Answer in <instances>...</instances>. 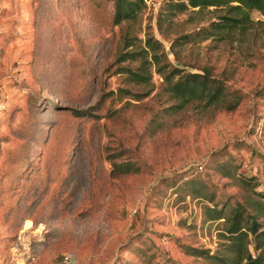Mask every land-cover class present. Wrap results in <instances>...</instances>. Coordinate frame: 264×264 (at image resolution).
<instances>
[{
	"label": "rangeland",
	"instance_id": "rangeland-1",
	"mask_svg": "<svg viewBox=\"0 0 264 264\" xmlns=\"http://www.w3.org/2000/svg\"><path fill=\"white\" fill-rule=\"evenodd\" d=\"M114 1L0 0V264H219L207 207L264 204V15L203 38L223 11L144 0L113 24ZM147 37L159 64L123 60ZM157 66L207 70L239 104L183 105Z\"/></svg>",
	"mask_w": 264,
	"mask_h": 264
},
{
	"label": "trees",
	"instance_id": "trees-1",
	"mask_svg": "<svg viewBox=\"0 0 264 264\" xmlns=\"http://www.w3.org/2000/svg\"><path fill=\"white\" fill-rule=\"evenodd\" d=\"M166 5L167 9L172 10L170 14H173V10L183 12L189 10V8L191 13H200L209 7L223 11L224 14L219 16V21H212L209 24L211 30H207V28L199 29V31L204 32L203 38H208L223 29L228 31L246 29L251 22L249 14L252 10L264 15V0H175L168 2ZM144 6V0H115L113 24L135 19ZM195 8L197 9L194 10ZM168 15L165 13L164 17ZM127 46H129V43H127ZM147 55L155 65L159 64L160 58L165 56L161 43L153 37L146 38L144 48L139 51L125 53L122 56L125 57L123 58L125 60ZM156 70L167 84L170 95L179 99L183 105L197 100L204 101L207 105L223 103L226 105L227 110H233L239 104L240 97L227 100L232 92L225 87L221 80L212 77L207 70L204 73H182L181 69L174 67L167 73L164 68L159 66ZM128 72L131 81L137 83H142L148 78L145 77L143 70H129ZM124 166H126L124 167L125 171L131 169L129 164ZM241 179L245 184H248V181L244 178ZM261 197L264 198V193L261 194ZM250 206L253 213L248 212L243 204L236 203L227 215L224 214L223 209L218 208L216 205L207 207L209 219H223L225 222L221 236L227 242L225 246L231 256L227 258L209 255L207 250L202 251L201 254H205L219 264H264V222L259 221L260 217H264V204L261 201H252ZM251 243L256 254L249 250ZM192 250L196 252L197 249Z\"/></svg>",
	"mask_w": 264,
	"mask_h": 264
},
{
	"label": "bare ground",
	"instance_id": "bare-ground-1",
	"mask_svg": "<svg viewBox=\"0 0 264 264\" xmlns=\"http://www.w3.org/2000/svg\"><path fill=\"white\" fill-rule=\"evenodd\" d=\"M32 226V222H29V224L25 225V229L30 228Z\"/></svg>",
	"mask_w": 264,
	"mask_h": 264
}]
</instances>
